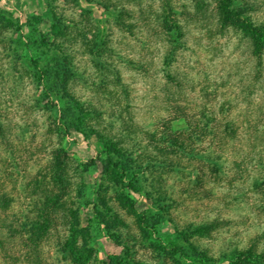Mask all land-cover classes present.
<instances>
[{"label": "rangeland", "instance_id": "374dc122", "mask_svg": "<svg viewBox=\"0 0 264 264\" xmlns=\"http://www.w3.org/2000/svg\"><path fill=\"white\" fill-rule=\"evenodd\" d=\"M219 1L0 0L11 22L0 27V264H71V225L88 236L87 264L264 253V51L258 61L249 39L219 28ZM222 1L264 26V0ZM54 17L64 36L51 35ZM33 59L65 82L55 106ZM110 143L138 194L104 171ZM58 149L66 190L52 206Z\"/></svg>", "mask_w": 264, "mask_h": 264}, {"label": "trees", "instance_id": "16d2710c", "mask_svg": "<svg viewBox=\"0 0 264 264\" xmlns=\"http://www.w3.org/2000/svg\"><path fill=\"white\" fill-rule=\"evenodd\" d=\"M219 12H218V25L221 30L225 29H233L235 31L240 32L244 37L249 39L251 42V47L253 49V54L254 56L260 60V57L264 51V26L263 25H258L255 22H253L249 17H247L244 13V11L240 8H231L228 5H226L222 0L219 1ZM167 8V14L163 18V24L164 27L167 30H177L178 25L171 18V11L169 7ZM8 25H11V22L6 19L5 16L0 14V27L4 28L7 27ZM50 32L51 35L54 37H61L64 36V31L57 20L56 17L53 19V23L51 24L50 27ZM100 48V47H99ZM33 64L35 67H39V63L37 59L32 60ZM38 68V73H39V81L40 83L43 84V91L46 95V99H51V105H54L53 100H57V97L60 98V91L63 90L65 91V82L61 83L60 85L58 83H50L49 81L51 78H57V80H60L59 77L60 75L58 74L56 70V74H54L51 70H48L47 68ZM52 72V73H51ZM52 97V98H51ZM74 105H79L75 103ZM79 116L84 115L85 112H82L83 109L79 107ZM72 107H68L67 111H61L62 112V119L65 118V113L66 112H71ZM79 120V119H78ZM76 129L79 128V125H76ZM79 130V129H78ZM106 154L108 155V162L104 166V171L107 170L109 171L114 180L116 182H126L127 188L132 191L133 193H139L140 189L138 186L137 178L135 175H132L131 169H130V164L128 159L125 158L123 155L122 151L116 147V145L111 144L106 145ZM111 154L114 155V157H111ZM66 154L63 149H58L56 150L51 158V167L53 169V179L56 185L60 189L59 195H55V200L51 201V205L54 206L57 204V202L61 201L62 196L66 190V181L64 180V172H65V159H66ZM127 207L129 210L137 215L138 219L140 222H143L147 227H149V223L147 219L143 217L141 214H137L135 208H134V202L126 197L125 199ZM196 232L200 233V236L208 232V227L207 226H202L198 229H196ZM85 231L82 229H78L76 225H71L69 227V235L65 239L63 243V252L66 253L67 258L71 262V264H87L89 260L92 257V249L87 246V235H85ZM78 236H82V243H78ZM172 249L175 252L181 251V247H176L174 244L172 245ZM256 256L258 258L257 262L259 261H264V253L256 254L253 253L252 249L248 253V256L246 258L241 257L240 255H237L236 257H233L235 259L234 264H247L248 260L250 258ZM115 263L113 264H129L126 259H115Z\"/></svg>", "mask_w": 264, "mask_h": 264}]
</instances>
